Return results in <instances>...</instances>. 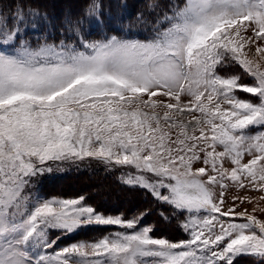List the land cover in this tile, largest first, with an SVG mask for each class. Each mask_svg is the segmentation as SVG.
<instances>
[{
	"label": "snow or ice",
	"instance_id": "obj_1",
	"mask_svg": "<svg viewBox=\"0 0 264 264\" xmlns=\"http://www.w3.org/2000/svg\"><path fill=\"white\" fill-rule=\"evenodd\" d=\"M8 3L0 264H264V0H162L136 18L143 39L121 24L96 40L84 32L105 25L99 0L59 26L25 0ZM85 162L119 171L186 238L154 236L146 210L126 218L83 195L35 191ZM92 228L107 234L76 239Z\"/></svg>",
	"mask_w": 264,
	"mask_h": 264
},
{
	"label": "trees",
	"instance_id": "obj_2",
	"mask_svg": "<svg viewBox=\"0 0 264 264\" xmlns=\"http://www.w3.org/2000/svg\"><path fill=\"white\" fill-rule=\"evenodd\" d=\"M99 2L103 6L102 15L103 19L105 20V25L101 27L99 25L93 24L90 31L86 28L84 32L86 38L89 35H91L94 39L101 38L105 31H107L109 35L120 34V25L123 24L131 26L132 36H139L141 39H143L146 35V32L144 26L137 23L136 18L139 14H142L145 19L152 18L150 15V5L162 2V0H99ZM87 3L88 0H52V2H48L47 0H25V7L36 8L42 12H46L51 18L53 24L59 26L60 22L66 15L71 14L72 16H78L82 14ZM8 6V0H5V7ZM87 176H90L89 179L92 177L93 179H91V181L95 184H100L101 187L99 188H102V192L106 194L107 198H109L111 195L116 196L117 193H121L119 194L120 197L113 196L114 200L119 201L116 202V208L113 211L123 213L124 216H131L134 214V212L138 213L140 211L146 210L147 215L144 219L145 224L153 225L154 232L158 231V234L161 236H166L168 234V237H175L176 234L174 224L176 222L169 220L171 216L168 219H163L161 216L162 209L156 208L151 198H146L144 194L138 190H133L131 188L125 189L124 186L120 184L118 185L116 183V179L113 176H108L103 173L101 174V172L93 173ZM75 177L77 176L73 175V179L70 180H74ZM89 185L87 183V186ZM66 187L67 191L65 188L63 189L67 193L70 184H67ZM43 190V193L46 195H52L53 193V189L48 182L46 185H44ZM93 194L96 193L94 192ZM99 196L102 197L104 195L102 193H98L97 198H99ZM127 196H132L133 198L128 199ZM85 197L89 200L92 198V195L86 190ZM101 199L102 198H99L97 204L94 203L96 209L104 213H109L110 210L107 208V204L109 202L107 201L108 203L102 206V204H100ZM110 205H112V203ZM165 223L168 224L166 229H161L160 226L165 225ZM241 260L245 261L244 259ZM240 264L245 263L242 262Z\"/></svg>",
	"mask_w": 264,
	"mask_h": 264
},
{
	"label": "rangeland",
	"instance_id": "obj_3",
	"mask_svg": "<svg viewBox=\"0 0 264 264\" xmlns=\"http://www.w3.org/2000/svg\"><path fill=\"white\" fill-rule=\"evenodd\" d=\"M47 1L48 2H52V0H47ZM133 37L140 38L139 36H133ZM101 38H97V39H101ZM87 39L96 40L91 35L87 36ZM242 95L246 96L248 94H242ZM247 159L248 158L245 157V161L244 162H246ZM97 172H101V174L103 173V174L108 175V176H113L116 179V183L118 185L120 184V185L124 186L125 189L129 188V187L123 185L120 182V179H119L120 173H119V171H115V172L108 171L101 164H97L95 162L89 164V163L85 162V163H83V164H81L79 166H70V167H68L66 169H63V170H60V171H53L51 174L45 175L43 177H40L37 180V182H36L35 191L38 192L39 195H41L42 197H45V198H54V197L55 198H75V197H78V196H81V195L85 196L86 190H87L92 195L91 199H89V200L87 199V203L88 204H90V205L95 207V204H97L99 198H102L101 201H100V204H102V206H104L105 204H107L109 202L107 204V208H109V210H110V212L108 214H123V213H118V212L113 211L116 208V205H115L116 202H119L118 200H114L113 196H115V195H111V196H109V198H107L106 194L104 192H102V188H99V187H101L100 184H98V185L95 184L94 182L91 181V179H93V178L91 177V179H89L90 176L89 177L87 176V175H91V174L97 173ZM73 175H75L77 177H75V179L72 180L73 181L72 182L70 179H73L72 178ZM109 181H111V180H109ZM47 182L51 185V187L53 189L52 195L51 194L50 195H46V194L43 193L44 192L43 187H44V185H46ZM87 183H88V185L89 184L90 185L87 186ZM67 184H70V187L68 188L69 190L66 193L63 188H65L66 191H67V187H66ZM109 184H111V183H109ZM94 192L96 194H93ZM71 193H73V194H71ZM98 193H102L104 196H102V197L99 196V198H97V194ZM119 194H121V193H119ZM119 194L117 193V195L115 197H120ZM127 197H128V199L133 198L132 196H127ZM111 203H112V205H110ZM154 205H155L156 208L162 209V207L160 205H157L156 203H154ZM248 207L251 208V205H248ZM134 214H136V212H134ZM165 215H167V214L165 213ZM256 215H257V217L259 219L264 220V214L257 213ZM125 217L126 218H131L132 215L131 216L130 215L129 216H125ZM169 220L176 222L174 224L175 225V234H176L175 237H171V236L168 237V234L166 236H163V235L161 236V235L158 234V231L157 232L156 231L153 232V235L156 236V237H159V238H167V239H169L171 241H179V240L185 239L186 235L183 232L182 228L180 227V223H181L180 220H178V219H176L175 217H172V216H171V218ZM145 225L153 227V225H151V224L150 225L149 224H145ZM167 225L168 224L165 223V225H161L160 228L161 229H166ZM106 234H107V231L102 230V229H95V228L85 229V230L80 232V234L76 237V239L77 240H88V241H91V240H94V239H99L100 237H102L103 235H106ZM71 242H73V241L65 239L61 243V247H63L65 244H68V243H71ZM241 259H244L245 261H243ZM241 261L243 263H245V264H251V262H252L249 258H240L238 264L242 263Z\"/></svg>",
	"mask_w": 264,
	"mask_h": 264
},
{
	"label": "bare ground",
	"instance_id": "obj_4",
	"mask_svg": "<svg viewBox=\"0 0 264 264\" xmlns=\"http://www.w3.org/2000/svg\"><path fill=\"white\" fill-rule=\"evenodd\" d=\"M71 194H73V193H71Z\"/></svg>",
	"mask_w": 264,
	"mask_h": 264
}]
</instances>
